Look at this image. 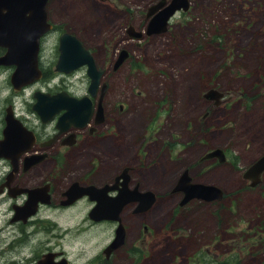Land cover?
<instances>
[{"label": "rangeland", "instance_id": "374dc122", "mask_svg": "<svg viewBox=\"0 0 264 264\" xmlns=\"http://www.w3.org/2000/svg\"><path fill=\"white\" fill-rule=\"evenodd\" d=\"M154 1L110 0L113 6L136 5V19L129 13L107 18L98 0H56L53 7L61 24H67L96 51L110 32L120 36L128 22L140 26L147 7ZM154 39H126L121 44L130 49L131 58L110 80L112 91L106 103L108 111L114 108L115 113L114 117L109 115L112 122H107L106 128L115 134L107 141L116 139L114 145L118 143V148L123 143L124 149L110 167L116 171L123 163L132 166L133 177L156 192L170 190L185 169L196 181L225 191L236 184L238 189L239 173H234L230 165L213 167L206 161L200 164L199 158L208 146L227 145L242 154L240 166L245 167L264 152V0H195L187 12L171 19L167 34ZM98 54L99 66L105 68L104 53ZM78 74L73 89L83 92L86 74L84 70ZM7 75V71H0V81ZM209 88L227 94V102L219 106L207 102L202 94ZM119 104H123V111H119ZM252 134L258 141L250 148ZM110 144L106 142L100 149L107 158L117 156V148L113 149L116 146L108 148ZM85 162L86 159L81 163ZM144 166L149 169H140ZM111 173L103 171L97 181ZM69 180L72 178L63 185ZM246 189H238L243 191L241 195L238 190L231 193L233 201L227 200L224 209L218 204L192 207L195 219L172 230L179 237L180 243L174 244L176 248L180 245L177 255L155 256L148 262L137 256L139 262L135 264H264V241L257 242L264 232V183L261 188ZM180 197L176 194L161 203V212L152 220L157 226L165 222L166 211L177 206ZM83 207L62 215L58 222L72 224L84 213ZM179 211L187 213V209ZM44 216L56 220L51 212ZM137 230L136 223L133 231ZM154 230L157 234L164 231L162 227ZM68 236L60 243L69 254L79 249L94 253L109 240L110 229L92 234L84 225ZM133 260L124 259L119 264H131Z\"/></svg>", "mask_w": 264, "mask_h": 264}, {"label": "flooded vegetation", "instance_id": "af4514ba", "mask_svg": "<svg viewBox=\"0 0 264 264\" xmlns=\"http://www.w3.org/2000/svg\"><path fill=\"white\" fill-rule=\"evenodd\" d=\"M55 1H48L46 11L50 29L39 39V77L21 86L20 89H16L11 82L15 67L0 65V71L8 72V75L0 81V264H43L44 260H48L52 264H119L124 259H130V261L135 259L131 262V264H135L139 262L137 256H143L145 259L142 262H148L155 256L177 255L176 250L180 245H177L176 248L174 244L180 242L179 237L172 234V230L186 225L188 221L194 219L195 213L192 207L201 209L204 206L218 204L221 209H224L227 200L233 201L231 193H236L241 187H247L246 190L261 188L264 183V171L261 173L260 181L256 187H250L251 180L245 175L248 168L264 152L252 159L245 167H241L242 154H238L227 145L208 146L199 158L200 164L206 161L213 167L230 165L234 173H239V188H236V184L230 191L218 187L220 190L219 199L192 198L181 204L185 193L183 189L174 188L181 175L170 190L156 192L151 187L141 184L138 181L139 178L133 177L132 166H126L127 164L123 163L116 168V171L110 167L114 159L124 149L123 143H120L118 148V143L114 145L113 142H117L116 139L107 141L115 134L106 128V123L112 122L109 115L114 117L115 113L114 108L108 111V103H106L112 91L110 80L114 74L120 71L125 61L131 58L130 49L121 44L126 39L152 42L155 40L154 38L167 34L171 19L182 12H187L195 0H189L187 10L182 7L175 10L167 19L166 29L148 33L150 22L158 20L173 0L152 2L147 7L143 23L140 26H134L133 22H128L125 31L120 36L110 32L96 51L67 28V24H61V20L55 15L53 7ZM98 1L102 5L101 8L105 10L107 18L113 14L123 17L129 13L132 15V19H136L139 13L136 5L129 8L124 5L113 6L110 0ZM65 33L75 36L83 47L90 51L96 69L102 72L99 84L93 94L88 90L91 78L88 75L86 64L68 72L57 69L58 63L64 61L61 59L60 40ZM5 51L6 49L0 46V55ZM123 51L128 53L127 58L115 67V63ZM98 52L104 53L102 61L107 63L105 68L99 66L97 58H100V55ZM108 53L109 57L106 55ZM81 70H84L86 74V78L82 81L85 88H81L84 90L83 92H76L73 85H77L78 72ZM206 91L202 94L203 98L207 102L212 101L214 106L227 102L225 100L228 97L227 94H224L220 103L216 104L215 100H208L204 97ZM233 95L229 98L231 99ZM84 97L90 100L92 112L86 124L79 128L74 123L70 124L63 119L66 112L63 107L70 104L72 99L79 100ZM39 99L44 103L50 101L49 103L54 104L57 109L54 113L50 110L47 111L49 117L46 121L44 114L41 115L36 109ZM99 107H101L100 118L97 116ZM123 107V104H119V111H123ZM207 115L208 112L203 115L204 118ZM261 119V123H264V116ZM9 125H13V128L5 136L4 130ZM239 132L235 131L234 133L238 134ZM257 136H259V140L262 138L260 133ZM249 140L250 148L254 142L258 141L254 134ZM106 142L112 143L107 146L108 148L116 146L113 149L117 148V156L112 155L107 158L102 154L100 149ZM220 150L221 152H215ZM210 153L216 155L205 157ZM137 157H141L139 152H137ZM84 159L86 162L82 164ZM140 169L148 170L149 167L144 166ZM103 171L106 174L113 173L99 182L97 179ZM185 171L187 177L190 178L189 184L203 183L194 180L187 169L183 171V174ZM71 178L72 180L63 185L65 180ZM72 187L76 191L75 196L83 187H95L102 190L99 194H83L72 200L68 195ZM147 191L154 193V196L139 194ZM242 192L238 190L237 194L241 195ZM176 194L181 196L179 204L174 206L178 211L174 210V207H170L166 211L165 222L157 226L156 222L152 220L157 213L161 212V203ZM98 195L105 203L100 214L93 212L98 205ZM126 195L130 201L122 206L119 205ZM151 198L154 200L147 206ZM81 205H84V213L78 216L75 222L67 225H61L58 222L62 215L67 216V213H73ZM180 208L187 209V213L182 215L179 211ZM45 212L55 214L56 220L44 216ZM230 212L233 213L232 210ZM136 223L138 230L133 231ZM84 225L87 226V231L92 234H100L105 228L110 229L109 240L94 253H87L84 249H79L75 254H69L60 242L66 240L71 231ZM155 227H162L164 231L157 234L154 230ZM67 229L70 230L65 232L64 237L61 238L60 235ZM169 229H171V235L168 234ZM117 231L122 232V239H117ZM260 236L257 242L262 244L264 233ZM88 247H92V245L89 244ZM97 247L99 246L97 245ZM16 256H20V258Z\"/></svg>", "mask_w": 264, "mask_h": 264}, {"label": "water", "instance_id": "95a60500", "mask_svg": "<svg viewBox=\"0 0 264 264\" xmlns=\"http://www.w3.org/2000/svg\"><path fill=\"white\" fill-rule=\"evenodd\" d=\"M49 0H0V46L5 48L6 51L0 55V65L15 66V70L11 76V82L16 89H20L21 86L37 79L40 75L38 70V45L40 37L50 29V24L47 22V3ZM189 0H173L172 4L165 12L160 15L156 21H151L148 26V33L152 31H163L166 29L167 19L174 13L175 10L181 7L184 10L188 9ZM164 15V16H163ZM163 16V17H162ZM60 52L61 59L57 65L58 70H64L66 72L71 71L73 68H77L83 64L88 66V75L91 78L89 85V92L94 93L99 84L101 71L96 69L94 60L88 49H85L82 43L73 35L65 33L61 36L60 40ZM128 53L126 51L121 52L118 57L115 67L123 62L127 58ZM65 67V68H63ZM224 94L217 89L210 88L204 94L208 100H215L216 104L220 103V99ZM50 101H42L39 99L36 109L43 115L46 121L47 111L52 113L57 111L54 104ZM66 109L63 119L66 122L81 128L89 119L92 112V105L87 97L79 100H71L70 104L65 105ZM100 109L97 116L100 118ZM13 128V125L7 126L4 130V135ZM6 133V134H5ZM215 152H221L215 151ZM216 155L210 153L205 157H211ZM264 171V154L252 164L246 171V177L251 180V185L254 186L260 181V175ZM190 183V178L187 177L186 171L180 177L175 189H183L185 197L181 204L186 203L192 198H200L209 200L208 198L220 197V190L213 185H205L202 183ZM102 189L95 187H83L75 196L76 191L72 187L68 195L73 200L83 194L96 195L99 194ZM96 192V193H95ZM218 192V193H217ZM72 193H74L72 195ZM139 194H150L154 196V193L147 191ZM217 195V196H216ZM96 197V196H95ZM117 199V197H116ZM147 200V199H146ZM154 198H151L147 206L152 203ZM98 205L94 209V213L100 214L103 211V203L101 197H97ZM129 200L126 195L124 200L119 205L126 204ZM102 209L101 212H99ZM119 232V231H117ZM122 232L118 233L117 239H122ZM43 264H52L48 260H44Z\"/></svg>", "mask_w": 264, "mask_h": 264}, {"label": "bare ground", "instance_id": "6f19581e", "mask_svg": "<svg viewBox=\"0 0 264 264\" xmlns=\"http://www.w3.org/2000/svg\"><path fill=\"white\" fill-rule=\"evenodd\" d=\"M258 183H259V182H258ZM258 183H257V184H258ZM257 184H256V185H257ZM256 185H254V186H256ZM250 186H252V185L250 184ZM254 186H252V187H254ZM217 193H218V192H217ZM184 196H185V194H184ZM216 196H217V195H216ZM219 196H220V193H219ZM219 198H220V197H216V198H214V199H219ZM208 199L211 200V199H213V198H208ZM194 219H195V218H194ZM263 233H264V232H263Z\"/></svg>", "mask_w": 264, "mask_h": 264}]
</instances>
